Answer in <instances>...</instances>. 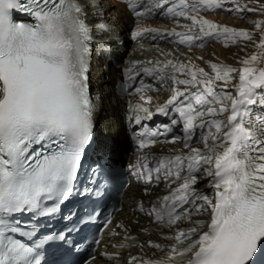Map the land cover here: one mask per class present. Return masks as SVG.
<instances>
[{"label":"snow or ice","instance_id":"1","mask_svg":"<svg viewBox=\"0 0 264 264\" xmlns=\"http://www.w3.org/2000/svg\"><path fill=\"white\" fill-rule=\"evenodd\" d=\"M125 2L137 17L160 13L190 20L191 25L181 26L185 31L145 29L177 37L179 44L189 47L197 42L202 46L206 39L223 38L226 43L253 39L245 29L198 15L229 2L237 12L256 11L239 0ZM89 6H96V0H0V264H41L43 246L52 240L71 251L78 247L72 233L82 230L79 225L87 227L86 218L95 213L94 208L91 212L73 209L64 217L71 227L48 235L37 219L52 217L74 194L85 199L89 194L100 195L77 187L94 133ZM14 11L28 14L34 22H14ZM255 25L260 30L264 21ZM257 47L258 53L242 60L240 68L210 63L212 75L190 59L149 61L151 66L127 69L126 90L141 72L154 80L167 79L173 87L155 112L146 106L152 102L146 93L153 85L141 80L134 89L140 102L132 106L133 120L144 130L136 133L140 155L130 166L131 174L148 186L145 193L162 180L167 188V195L149 209L143 203L139 208L171 229V235L164 237L170 241L164 245L147 241L148 247L163 255L130 256L126 264H256L257 256L264 253V66H259L264 64V31ZM233 73L238 74L237 84L231 83ZM169 110L179 118L162 130L142 123L156 113L168 116ZM177 124L183 128L188 153L154 158V166L149 167L143 150L161 143L158 138L166 137ZM193 137L202 148L191 147ZM179 139L173 136L164 142ZM198 173L210 178L212 195L197 192ZM111 222L108 216L105 227ZM103 255L116 259L120 253ZM94 261L93 256L84 264Z\"/></svg>","mask_w":264,"mask_h":264},{"label":"bare ground","instance_id":"2","mask_svg":"<svg viewBox=\"0 0 264 264\" xmlns=\"http://www.w3.org/2000/svg\"><path fill=\"white\" fill-rule=\"evenodd\" d=\"M241 5H247L249 8L256 9L254 6H258L261 4L259 0H239ZM108 5V7H106ZM212 12V13H206ZM201 10L198 15L203 16L217 24L225 25L231 28L236 29H245L252 32L253 28L249 22L252 20L249 18V14L253 13L247 10L237 12L235 10L234 3H226L223 8H217L215 10ZM89 21L91 24L98 25L99 23H103L107 25L110 29V32L107 33V36H110L112 39L111 47L115 50L121 51L118 47V43L124 41L127 43L129 37L127 35V30L131 27L134 19L127 11L125 6L121 3H117L113 0H103L99 2L96 0V6H89ZM225 13V14H223ZM249 18V19H247ZM238 19L242 20L239 21ZM237 20V21H236ZM247 21V22H246ZM182 21H179V23ZM190 20L184 21L181 25L174 26V22L172 20L152 17L141 22V25H157L159 29H168L172 28H180L182 30H186L182 25H191ZM251 23V22H249ZM103 32V31H102ZM152 37L157 40L159 43H164L165 46L161 48L162 51L170 50L173 54L172 60H181L187 62L189 59L196 64L198 67L203 68L208 71H212L210 67V63L215 64H223L230 65L234 68L242 67L241 61L245 58L250 57L252 51L249 49V45L247 46L245 42L238 40L233 43L228 41L227 43L223 38H220L218 42H209L206 39L205 44L201 46V49L190 48L189 51L178 49L179 46H174V36L167 35L166 33L157 34L153 33ZM171 40V44L168 43ZM206 45V46H205ZM160 47V46H158ZM236 47V48H234ZM137 49V47H135ZM160 50V48H158ZM158 51V50H156ZM107 53V50L103 49L99 55H96L95 60L102 61L103 54ZM142 53L144 51L139 49L134 55L135 59H140L142 57ZM98 56V57H97ZM200 57V60H196L195 57ZM130 57V56H126ZM158 61L157 59H154ZM166 61V60H165ZM155 63V62H154ZM259 66H264L261 64ZM116 70H108L104 65L102 67H96L94 73L97 78L102 79H113V75ZM206 72V71H205ZM212 75V74H211ZM235 78L231 81L232 84L238 83V74H232ZM181 78H184L181 76ZM167 79H165L166 81ZM223 83V82H218ZM172 85L171 82L164 83L163 90L154 91L151 93L153 96L152 104L163 105L167 99L172 94ZM181 88L183 86H180ZM230 89V88H229ZM234 95L236 94L235 89H233ZM97 94H100L102 98L101 106L104 108L103 117V133L107 136L114 135L112 139H115V143H118L120 147L128 150V140L126 137L118 136L117 132L120 129L121 121L116 114V110L113 105L112 97L108 93L109 87L108 85H97V88L94 89ZM116 138H119V141H116ZM118 140V139H117ZM187 150V151H186ZM152 153L164 154V155H172L179 153H188V149H182L181 144L175 143L173 145L164 146L162 148H157L150 150ZM208 179V177L204 176L203 178H198V183L195 186L198 192L205 190L204 186L201 185V180ZM148 187L146 185H141L132 189L130 194L125 196L124 198V206L119 207L115 212V218L113 221L114 229L119 233L113 240H105L97 251V255L95 257L94 264H126L128 258L130 256H145L151 257L152 253H156L157 256L163 255L159 250L155 248H151L147 246V241L152 240L156 243H160L162 245L170 243V241L165 240V236L171 235V229L166 227L164 224H155L152 221V217L146 215L145 212L138 211L137 207L141 203H143L145 209H149L159 197H162L167 194L166 182L163 181L158 185H153L150 187L148 193H145L144 189ZM210 195V194H209ZM123 225V227H120ZM121 243H125L130 245L129 247L119 248L118 245ZM116 245V247H114ZM136 245H144L143 248L138 247ZM104 252L113 253L119 252L120 255L116 259H109L107 256L103 255Z\"/></svg>","mask_w":264,"mask_h":264},{"label":"rangeland","instance_id":"3","mask_svg":"<svg viewBox=\"0 0 264 264\" xmlns=\"http://www.w3.org/2000/svg\"><path fill=\"white\" fill-rule=\"evenodd\" d=\"M259 1H261V4L259 3L258 6L257 5L254 6L256 8V11H254L252 14L251 13L249 14V18L252 19V20H249V22H251V23H249V22L246 21L253 28V30L251 32L253 34V39L252 40H244L243 38H240V40L243 41V42H245V44L247 43L246 44L247 46L249 45V48H250L249 50L252 51V53L250 55H252L254 53H258L259 49H258L257 45H258L259 40H260V33H261V31H264V25L261 26V29L260 30H257L256 29V25H255V22L264 21V7H261V5H264V0H259ZM249 18H247V19H249ZM238 20L239 21H242L240 19H238ZM209 42H212V41H209ZM158 48H160V50ZM161 48H163V46L157 47V50L158 51H156V49L153 50V48H152L151 50L148 51L149 52V55L151 57L157 59L158 61H161V62H164L165 60L167 61L169 59H173V54L171 53L170 50H167V51L164 50V51H162ZM194 48L195 49H198V50L201 49V47H194ZM234 48H236V47H234ZM186 49H187V51H189V48H184V50H186ZM195 59L196 60H200L201 58L200 57L198 58L196 56ZM204 71L208 72V70H205V69H204ZM226 90H230V91H232V93L234 91L233 88L226 89ZM233 95H234V93H233ZM197 146L198 147L201 146V148H202V145L201 144L200 145H197ZM202 177H204V176L203 175L198 176V178H202ZM206 181L207 180L204 179L200 183L201 185L204 186L203 189H205V190H202L203 193H206V192H208L210 190V188L208 186L209 181H207V182Z\"/></svg>","mask_w":264,"mask_h":264}]
</instances>
